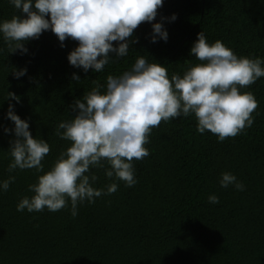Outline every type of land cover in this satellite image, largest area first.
I'll list each match as a JSON object with an SVG mask.
<instances>
[{
	"label": "trees",
	"instance_id": "trees-1",
	"mask_svg": "<svg viewBox=\"0 0 264 264\" xmlns=\"http://www.w3.org/2000/svg\"><path fill=\"white\" fill-rule=\"evenodd\" d=\"M13 15L23 14L0 0V20ZM157 22L167 42L152 43L151 24L142 23L128 56L101 73L72 67L67 56L78 42L69 38L61 47L51 30L29 40L23 55L10 54L0 39V180L8 178L12 159L14 135L3 130L14 127L5 118L10 103L32 136L50 144L47 171L70 146L55 135L57 124L74 115L69 106L93 80L105 84L107 75L121 74L138 55L166 66L169 75L182 74L186 61L198 63L189 53L203 31L209 43L220 40L238 56L264 58V0H164ZM23 68L27 74L14 78L13 69ZM246 90L259 102L251 128L221 143L215 134H199L194 117L162 121L145 145L149 156L133 161L138 182L131 188L119 182L117 192L85 201L75 218L70 203L57 212H18L20 199L33 195L28 185L43 173H12L15 182L0 192V264H264V77ZM7 92L20 102L6 100ZM92 172L94 187L106 190L111 181L103 169ZM222 172L233 173L245 190L220 187ZM210 195L220 203H209Z\"/></svg>",
	"mask_w": 264,
	"mask_h": 264
},
{
	"label": "clouds",
	"instance_id": "clouds-1",
	"mask_svg": "<svg viewBox=\"0 0 264 264\" xmlns=\"http://www.w3.org/2000/svg\"><path fill=\"white\" fill-rule=\"evenodd\" d=\"M18 13L0 20V39L10 54H27L29 40L51 30L61 42L69 38L78 42L67 59L69 64L87 73H101L106 66L128 56L130 47L138 43L134 31L142 23L152 27L151 42H167L168 32L160 22L152 23L164 0H8ZM177 16L170 18L175 21ZM113 42H116L114 46ZM2 50V49H0ZM113 54L116 59H113ZM198 63L169 75L166 66L149 62L138 55L135 62L119 75L109 74L105 84L93 80L92 89L69 107L74 115L57 124L55 135L70 146L62 151L45 171L44 161L51 150L48 141L34 138L29 123L9 104L5 118L14 127L4 133L14 135L8 150L7 179L0 180V192H7L16 180L17 170L35 169L36 183L28 185L31 197L24 196L16 206L18 212H57L71 205V216L78 215V205L95 203L102 195L117 192L119 182L133 187L136 179L135 161L149 156L145 145L161 122L194 117L197 132H210L218 142L234 138L251 128L258 108L250 87L264 77V58L238 56L222 41L209 43L201 31L190 53ZM14 78L27 74V68L13 69ZM72 79L80 82L75 73ZM6 100L20 102L13 92ZM92 169H103L111 181L105 188H96L98 177ZM222 188L233 186L244 191L245 185L231 172H222ZM211 204H219L210 195Z\"/></svg>",
	"mask_w": 264,
	"mask_h": 264
}]
</instances>
